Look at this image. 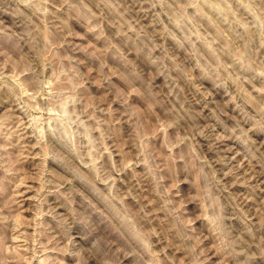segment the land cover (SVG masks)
<instances>
[{"label": "rangeland", "instance_id": "rangeland-1", "mask_svg": "<svg viewBox=\"0 0 264 264\" xmlns=\"http://www.w3.org/2000/svg\"><path fill=\"white\" fill-rule=\"evenodd\" d=\"M0 264H264V0H0Z\"/></svg>", "mask_w": 264, "mask_h": 264}]
</instances>
